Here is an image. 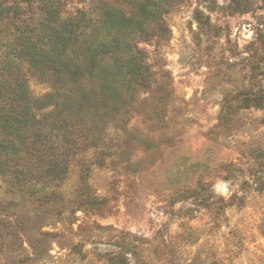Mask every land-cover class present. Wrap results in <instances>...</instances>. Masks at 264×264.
<instances>
[{
	"label": "rangeland",
	"instance_id": "374dc122",
	"mask_svg": "<svg viewBox=\"0 0 264 264\" xmlns=\"http://www.w3.org/2000/svg\"><path fill=\"white\" fill-rule=\"evenodd\" d=\"M45 3L33 0L26 14L33 24ZM66 9L92 12L94 25L108 15L120 22L116 11L126 16L125 25L112 22L108 31L120 45L102 71L115 72L111 93L96 89L49 118L59 126L76 122L88 135L74 148L80 154L58 202L52 191L16 196L0 176V264H108L122 233L144 242L137 255L127 254L130 264H264V0H71ZM21 35L6 19L0 48L17 59L32 102L41 101L62 82L56 70L27 65ZM129 44V54L145 52L153 78L137 96L126 92L134 78L121 66ZM89 82L80 79L69 100L88 92ZM93 132L109 135L110 157L92 149ZM103 159L104 166L93 164ZM88 166L89 184L107 198L104 209L71 215L65 206L67 213L52 214L58 204L69 205ZM198 185L209 186L216 206L186 200ZM39 226L55 235L49 256L24 263L32 255L27 237H37Z\"/></svg>",
	"mask_w": 264,
	"mask_h": 264
},
{
	"label": "trees",
	"instance_id": "16d2710c",
	"mask_svg": "<svg viewBox=\"0 0 264 264\" xmlns=\"http://www.w3.org/2000/svg\"><path fill=\"white\" fill-rule=\"evenodd\" d=\"M70 1L58 0L57 4L46 0L39 23L33 24L34 20L26 17L33 0H0V26L6 19L15 21L17 31L23 34L20 43L24 45V50L20 51L27 55V65L40 73H44L45 70H56L59 82H62L58 84L54 94L48 93L41 101L32 102L28 94V78L23 76L19 66L15 65L17 59L0 48V70L3 74L0 77V176L10 179L12 192L21 198L41 196L52 191L54 201L58 202L57 191L67 178L74 159L80 154L74 148L80 146L79 141H82L83 135L88 139L86 130L77 129L76 122L59 126L57 123L52 124L49 118L57 112L59 114L65 107H70L73 102L78 105L80 99L95 94L96 89L106 94L111 93V84L108 80L115 72L102 71L109 68V62L105 57H113L120 45L110 37L108 31L112 28V22L125 25L127 18L122 11H116L122 17L120 22L111 20L108 15L107 19H99V26L98 23L94 25L92 12L87 13L82 9L75 13L68 11L66 6ZM25 5L27 8H24ZM159 16L162 18L163 14ZM30 33H34L33 36H30ZM40 41L41 43H38ZM129 48L132 52L125 55L134 52L131 44ZM135 51L136 53L129 54L126 63L124 60L121 66L125 65L134 78L133 86H127L126 92L137 96L142 89L151 88L153 78L148 74L149 64L146 62L145 52L138 48ZM101 73L105 74L104 78L100 76ZM116 73L120 74V71ZM80 79L90 81L87 86L88 92L82 89L84 92L82 96L69 100L68 90H72ZM251 105L253 104L248 102L247 108ZM255 107L262 108V104H256ZM43 110L47 114L39 118L35 113ZM222 118L227 119V115ZM91 134V142L94 145L92 149L97 154L105 156L104 159L110 157L112 150L107 147L109 135L98 136L94 132ZM104 159L96 160L93 164L104 166L106 163ZM90 171L91 166L81 169L82 185L71 193L69 205L68 202L64 205L58 204L52 214L57 212L58 217L67 213L65 206L71 215L76 214L78 210L87 213L95 209L100 211L104 209L107 198L97 195L92 189L88 182ZM212 195L209 186L198 185L187 191L186 200H192L196 207L210 208L217 205L216 202H212L214 200ZM225 208L227 206L224 203L218 210L222 211ZM190 210L189 212L194 211ZM35 232L37 237H27L31 254L34 256H26L22 260L24 263L42 261L49 256L48 242L50 237L54 238L55 235L43 231L41 226L37 227ZM122 235L118 239L120 250L116 254H108V264H130L127 254L137 255L139 248L144 245V242L134 236L124 233ZM138 264L148 263L140 260Z\"/></svg>",
	"mask_w": 264,
	"mask_h": 264
}]
</instances>
